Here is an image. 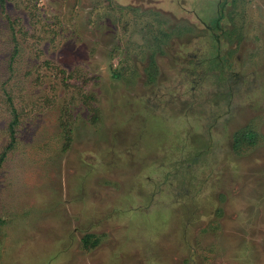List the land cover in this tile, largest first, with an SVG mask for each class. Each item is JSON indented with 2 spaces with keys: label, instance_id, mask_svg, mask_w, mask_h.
<instances>
[{
  "label": "rangeland",
  "instance_id": "374dc122",
  "mask_svg": "<svg viewBox=\"0 0 264 264\" xmlns=\"http://www.w3.org/2000/svg\"><path fill=\"white\" fill-rule=\"evenodd\" d=\"M0 264H264V0L0 1Z\"/></svg>",
  "mask_w": 264,
  "mask_h": 264
},
{
  "label": "trees",
  "instance_id": "16d2710c",
  "mask_svg": "<svg viewBox=\"0 0 264 264\" xmlns=\"http://www.w3.org/2000/svg\"><path fill=\"white\" fill-rule=\"evenodd\" d=\"M0 1H1V3L4 2V0H0ZM95 235L96 234H93V233H87L83 236V241H84L83 244L87 245V247L89 249L96 244V242H94V240H96V238H97V241L99 240V235L98 236H95Z\"/></svg>",
  "mask_w": 264,
  "mask_h": 264
}]
</instances>
